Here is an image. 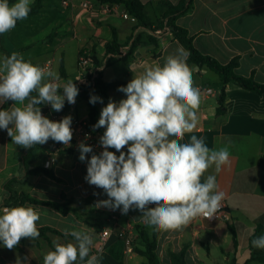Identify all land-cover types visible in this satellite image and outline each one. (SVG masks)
Instances as JSON below:
<instances>
[{"label": "crops", "instance_id": "crops-1", "mask_svg": "<svg viewBox=\"0 0 264 264\" xmlns=\"http://www.w3.org/2000/svg\"><path fill=\"white\" fill-rule=\"evenodd\" d=\"M40 1L41 8L35 15L18 21L13 30L0 37V57L16 51L25 60L39 66L51 58L52 70L58 74L62 64L65 78L61 79L65 82L73 80L77 74V57L81 51H93L104 63L105 46L112 40L113 31L118 43L124 47L136 35H140V44L131 57L119 59L109 66L103 64L100 74L104 82L128 83L147 68L163 65L168 55L175 54L182 47L167 30L157 31V46H154L147 42L150 32L137 27L136 23L123 20L118 15L97 17L86 14L80 7L83 0H65L66 6L62 5L64 0ZM15 2L17 0L12 3ZM140 2L145 5L149 19L156 22L163 16V3L177 5L179 0ZM176 25L187 31L194 47L202 54L221 64L236 60L235 71L239 76L264 84V0H193L191 11L178 17ZM43 32L36 40L38 33ZM35 43L42 46L36 52ZM69 56L74 57L72 70ZM189 69L195 86L209 87L212 93L202 94L198 109L199 124L193 133H186L181 142H188L190 135H196L203 137L210 149L229 147L230 162L222 166L219 173L215 172L214 166L205 173V177L208 174L216 176L218 190L225 194L222 201L228 220L208 221L196 217L181 229L155 230L145 224L142 213L137 209L122 214L120 209L98 205L99 201L108 199L107 194L103 189L87 183L85 177L87 160L92 154L99 155L103 149L92 148L93 152L86 154V160L81 161L79 143L71 141L69 145H64L49 139L35 148L30 168L43 166L46 160L53 157L54 163L50 168L57 180L43 175L26 176L22 156L28 149L12 143L7 131L0 129V209L14 207L8 200L10 190L44 201L60 202V197L64 195L75 201L74 205L80 208L82 216L81 219L73 214L63 216L49 207L24 203L23 206H33L39 212L38 228H51L60 235L45 232L34 240L22 238L12 249L0 243V264H43L44 255L54 250V241L67 243L74 240L64 235L65 229L89 232L93 237V251L101 231L109 225L111 215L117 216V228L98 256L99 264H140L143 258L135 249L133 254H126L124 242L118 235L121 230H128L132 240H135L134 247L140 248L136 227L155 235L156 254L162 264L170 262L171 253L182 250L186 264H228L231 260L237 264H264L248 261L251 255L261 256L264 253V249L255 248L251 243L264 235V229L254 233L259 218L264 215V164H260V160L264 162V95L228 82L223 86L225 113L217 115L222 89L219 77L208 69L194 65H190ZM108 97L118 103L126 95L109 91ZM12 103L8 101L0 105V110L9 108ZM87 115V103L76 97L74 116L87 120ZM102 130L105 131L104 128ZM109 151L115 152V149L110 148ZM123 151L127 152V146ZM116 155L119 153L116 152ZM90 198L91 201H86ZM259 223L264 227V221ZM229 225L237 234L235 248ZM96 226L100 230L96 231Z\"/></svg>", "mask_w": 264, "mask_h": 264}, {"label": "clouds", "instance_id": "clouds-1", "mask_svg": "<svg viewBox=\"0 0 264 264\" xmlns=\"http://www.w3.org/2000/svg\"><path fill=\"white\" fill-rule=\"evenodd\" d=\"M33 2L17 0L10 4L9 0H0V35L27 19ZM189 55L178 48L165 58L163 65L149 67L119 87L126 98L118 103L110 99L93 126L94 130L105 129L100 137L103 151L87 160L85 177L87 183L107 194L108 199L98 205L120 209L122 214L137 209L145 224L155 230L181 229L198 216L210 219L225 195L218 190L216 176L205 177V173L213 166L219 173L230 162L229 147L210 149L204 138L196 135L181 142L186 133L197 128L202 100L187 64ZM78 94L74 80L63 81L57 72L34 65L19 52L0 57V105L13 102L0 110V129L6 130L12 143L19 147L29 149L49 139L69 145L73 138L72 117L52 121L42 115L40 105H50L59 112L65 101L74 105ZM89 102L103 100L92 95ZM126 146L127 152L123 151ZM78 147L81 161L93 152L84 142ZM39 219L33 206L3 207L0 243L12 249L22 238H38ZM64 235L74 240L54 241V250L44 255L43 264H99V257L90 255L93 237L89 232L73 228L65 229ZM251 243L264 249V235Z\"/></svg>", "mask_w": 264, "mask_h": 264}, {"label": "trees", "instance_id": "trees-1", "mask_svg": "<svg viewBox=\"0 0 264 264\" xmlns=\"http://www.w3.org/2000/svg\"><path fill=\"white\" fill-rule=\"evenodd\" d=\"M14 0H9V3H12ZM101 3H109V4H119L124 7V9L128 12L129 15L133 16L136 19L137 27L148 30L150 32L148 36L147 42L157 46V36L159 35L157 31L167 30L171 33L174 40L178 42L183 49H185L190 55L187 58L188 66L194 65L198 68H205L212 72H214L220 80V84L222 89L219 93L218 97V106H217V115H223L225 113V92L223 86L228 82H233L239 88L247 91H253L258 95H264V84L255 82L252 78H245L239 76L236 73L237 61L231 60L227 64H221L214 58L202 54L198 51L192 41V37H190L187 31L180 26L176 25V19L188 12L192 9V1L193 0H179L177 5H171L170 3H163L164 13L160 20L156 22H152L146 12L145 5L140 2V0H98ZM41 8V1L35 0L31 5V11L28 16L35 15L39 9ZM2 35H0L1 37ZM140 44V35H136L132 42L128 47L127 54L125 58H120L118 56L119 50L124 47L122 44H119L117 41V37L115 32H112V40L108 42L105 46L106 56H110L106 59L104 65L109 66L113 62L119 59H127L133 55L134 50ZM127 45V44H126ZM92 55V58L96 65L101 66L103 63L101 60L95 56L93 51H86ZM59 75L61 78H65V73L63 70L62 64L59 68ZM127 83L124 82H104L101 79L100 72L98 73L97 78L95 79L94 85L90 88H81L79 89L78 98L84 100L88 106V115H87V124L88 127L93 129V126L98 122L99 115L101 113V109L107 105L109 102L108 92L118 91V88L121 86H126ZM35 95V93H33ZM92 95L98 96L102 98L103 103L97 102L95 104H91L90 97ZM42 105H40V108ZM93 131L98 134L100 137L103 135L104 131L102 128L93 129ZM37 145H34L32 148H29L25 154L22 156V165L24 168V172L27 175H43L51 180H57L54 176V173L51 168H45L43 166H30L33 163L34 158V150ZM260 164L263 165V160H260ZM8 200L12 203L13 206H23L24 203H28L29 205H41L46 206L59 214L65 216L67 214H73L78 218H82L80 215V208L75 206V201L72 199H67L64 195L60 197V202L58 201H44L38 200L36 198H32L30 196L24 195L22 193H15L9 190V198ZM92 198L86 200L91 201ZM264 221V215H262L257 224L254 233H258L263 230L264 227L259 222ZM39 236L44 235L45 232H51L54 234L60 235L57 231L51 228H38ZM96 231L100 230L98 226L95 227ZM229 231L232 235V246L235 248L237 245V234L231 225L228 226ZM137 237L139 241L140 248L134 247L136 253L143 258V261L140 264H162L158 256L156 254V237L154 234H149L147 230L142 228H137ZM135 240L133 241L134 244ZM135 246V244H134ZM248 261H257L264 262V253L261 256L251 255ZM121 264V263H120ZM167 264H186L184 260V251H180L179 253H171L170 254V262ZM228 264H237L234 260H231Z\"/></svg>", "mask_w": 264, "mask_h": 264}, {"label": "built area", "instance_id": "built-area-1", "mask_svg": "<svg viewBox=\"0 0 264 264\" xmlns=\"http://www.w3.org/2000/svg\"><path fill=\"white\" fill-rule=\"evenodd\" d=\"M62 5L66 6L67 2L65 0L62 1ZM80 7L86 14H90L92 16L103 17L109 15H118L123 20L136 23V19L133 16L129 15L128 12L125 9H122L118 4L101 3L97 0H83L80 4ZM132 40L133 38L131 39L129 44L132 42ZM128 47L129 45L120 49L118 56L124 57L127 54ZM109 57L110 56H106V59ZM52 65V59L47 58L41 63L40 66L52 70ZM103 66L104 65H96L90 53L81 51L77 57V74L73 78L74 83H76L78 89L92 87L94 85L95 79L98 76V73L102 70ZM200 90L204 96L210 95L212 93V89L209 87L200 88ZM75 105L76 102L73 105L68 104L67 101H65L63 109L59 112H55L51 109L50 105L42 104L41 112L42 115L46 116L52 121H60L65 116H71V127L73 129V138L71 141L79 144L81 142H84L86 145H89L94 149H103L100 145V136L96 134L92 128L88 127L87 120H79L76 116H74ZM53 163L54 158L51 157L44 162L43 167L50 168ZM198 218L208 221L228 220L225 203L221 201L219 210L215 213V215H213L212 218L207 219L203 216H198ZM108 224L109 225L101 231L96 246L93 251L90 252V255L95 254L99 256L102 253L107 240L112 235L113 231L117 228V216L111 215L109 217ZM118 235L119 238L124 242L125 253L133 254L134 244L132 238L130 237V234L128 233V230H121ZM78 264H81V262H78Z\"/></svg>", "mask_w": 264, "mask_h": 264}, {"label": "rangeland", "instance_id": "rangeland-1", "mask_svg": "<svg viewBox=\"0 0 264 264\" xmlns=\"http://www.w3.org/2000/svg\"><path fill=\"white\" fill-rule=\"evenodd\" d=\"M44 34V32L43 33H38V35L36 36V40L37 39H39L40 38V36L41 35H43ZM37 43L39 44V41H37ZM37 43H35L34 45H35V48H34V51L36 52V51H39V49L42 47V46H40V45H38ZM34 52V53H35ZM70 62H72V65H71V70L74 68V57H71V56H69V58H68V63H69V66H70Z\"/></svg>", "mask_w": 264, "mask_h": 264}]
</instances>
